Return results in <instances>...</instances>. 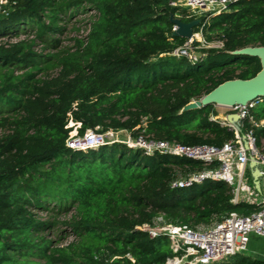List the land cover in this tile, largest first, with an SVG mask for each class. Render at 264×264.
I'll return each instance as SVG.
<instances>
[{
    "label": "trees",
    "instance_id": "obj_1",
    "mask_svg": "<svg viewBox=\"0 0 264 264\" xmlns=\"http://www.w3.org/2000/svg\"><path fill=\"white\" fill-rule=\"evenodd\" d=\"M0 8V264H164V237L137 228L163 214L192 227L253 206L230 203V188L205 182L171 188L203 163L121 142L71 150L78 123L87 130L128 132L185 146H221L233 133L210 116L215 106L182 111L220 84L254 77V57L233 56L264 47V0H240L229 11L195 17L174 0H3ZM85 35L63 43L68 25ZM194 19L206 43L190 62L170 55L186 39L172 35L169 18ZM83 23V21H82ZM39 48V49H38ZM262 121L264 97L250 109ZM132 259V261L130 260ZM226 264H264L242 255Z\"/></svg>",
    "mask_w": 264,
    "mask_h": 264
},
{
    "label": "built area",
    "instance_id": "obj_2",
    "mask_svg": "<svg viewBox=\"0 0 264 264\" xmlns=\"http://www.w3.org/2000/svg\"><path fill=\"white\" fill-rule=\"evenodd\" d=\"M238 1L240 0H174L169 5L187 11L190 16L192 13H203L209 17L228 12L229 5ZM4 3L5 1L0 0V8ZM175 28L173 26L172 31ZM197 46L221 48L222 44L220 42L206 43L199 31L194 33L192 38L186 39L182 46L172 50L170 55L185 57L190 62H195L194 50ZM259 101L260 99H256L245 106L227 108L229 114L238 115V121L235 123H229L226 120L228 114L220 118L209 117L211 121L220 123L233 133V139L224 142L219 147L185 146L174 141L153 140L143 135L137 138H131L129 135L130 138L127 141H121L129 149L141 150L144 155L159 153L203 163V169L174 179L171 182V188H187L205 182H220L230 188L232 205L243 204L254 207V210L247 214L231 211L207 225L192 227L184 223H173L168 221L163 214H158L151 224L139 226L137 229L146 232L149 238L164 237L169 242L173 255L164 264H215L245 252L251 234L264 237V139L257 145L252 129L242 133L243 120L248 119L252 127L258 128L262 125V121L256 122L249 113ZM69 127L73 128L65 145L71 150H86L118 142L113 136L121 132L98 133L87 130L79 136L77 128L80 124L70 123ZM251 160L255 161L260 172V192L252 183L248 167Z\"/></svg>",
    "mask_w": 264,
    "mask_h": 264
},
{
    "label": "water",
    "instance_id": "obj_3",
    "mask_svg": "<svg viewBox=\"0 0 264 264\" xmlns=\"http://www.w3.org/2000/svg\"><path fill=\"white\" fill-rule=\"evenodd\" d=\"M169 21L176 27L172 35L184 39L192 38L193 28L199 24L198 19L188 23H183L176 18H169ZM233 56L254 57L259 60L260 71L252 78L247 80L226 81L199 100H194L186 104L182 111L195 110L210 105L230 108L233 106H245L248 102L264 97V47H246L233 51ZM226 120L229 123L238 121L237 114H228ZM251 173L252 183L255 189L260 192L259 176L260 172L254 160L248 165Z\"/></svg>",
    "mask_w": 264,
    "mask_h": 264
},
{
    "label": "rangeland",
    "instance_id": "obj_4",
    "mask_svg": "<svg viewBox=\"0 0 264 264\" xmlns=\"http://www.w3.org/2000/svg\"><path fill=\"white\" fill-rule=\"evenodd\" d=\"M203 17L205 16V14L201 13V14H191V16H195L197 18H199L200 16ZM85 16H77L75 18V20L72 22H81V23H78L77 24V27L80 28L79 30V34L76 35L74 32H72V27H73V24H70L68 25V28H67V32L65 33L64 35V39H63V43L64 44H70L68 39L73 37V36H84L85 35ZM83 21V23H82ZM39 49V48H38ZM207 49H210V48H202L200 46H197V48L194 50V56L196 58V60L198 59H201V58H204V56L206 55L205 53V50ZM214 111L216 113V116L217 118H220V117H225L227 114H229L230 112L227 110V108H224V107H219V106H216L214 108ZM113 138L115 140H117L118 142H123V141H127V139H129V134L128 132H118L115 136H113ZM258 141V140H257ZM256 141V142H257ZM257 145H259V142H257ZM172 158V157H171ZM242 257L250 260V261H261V262H264V237H260V236H257V235H254V234H251L250 235V240H249V244H248V248L246 249L245 252H243L242 254ZM238 257L235 256V257H232V258H229V259H226L222 262H216L215 264H225V263H229L233 260H235L236 258Z\"/></svg>",
    "mask_w": 264,
    "mask_h": 264
}]
</instances>
